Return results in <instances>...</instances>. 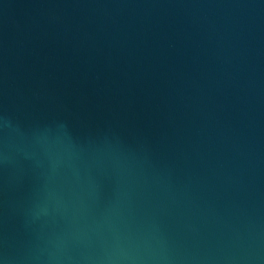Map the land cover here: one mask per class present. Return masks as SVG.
<instances>
[{
  "label": "water",
  "instance_id": "water-1",
  "mask_svg": "<svg viewBox=\"0 0 264 264\" xmlns=\"http://www.w3.org/2000/svg\"><path fill=\"white\" fill-rule=\"evenodd\" d=\"M0 264H264V0H0Z\"/></svg>",
  "mask_w": 264,
  "mask_h": 264
}]
</instances>
